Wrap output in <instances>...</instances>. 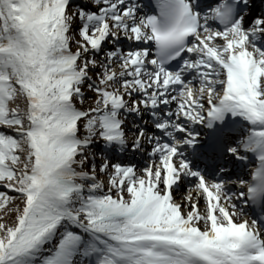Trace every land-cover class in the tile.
Listing matches in <instances>:
<instances>
[{"label": "snow or ice", "instance_id": "1", "mask_svg": "<svg viewBox=\"0 0 264 264\" xmlns=\"http://www.w3.org/2000/svg\"><path fill=\"white\" fill-rule=\"evenodd\" d=\"M249 5L0 0V264H264ZM217 122L219 159L193 169L180 146ZM125 152L146 160L112 159Z\"/></svg>", "mask_w": 264, "mask_h": 264}, {"label": "rangeland", "instance_id": "2", "mask_svg": "<svg viewBox=\"0 0 264 264\" xmlns=\"http://www.w3.org/2000/svg\"><path fill=\"white\" fill-rule=\"evenodd\" d=\"M12 195H14V193Z\"/></svg>", "mask_w": 264, "mask_h": 264}]
</instances>
